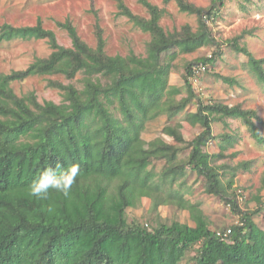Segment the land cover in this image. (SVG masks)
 Returning <instances> with one entry per match:
<instances>
[{"label":"trees","instance_id":"obj_1","mask_svg":"<svg viewBox=\"0 0 264 264\" xmlns=\"http://www.w3.org/2000/svg\"><path fill=\"white\" fill-rule=\"evenodd\" d=\"M170 1L197 15V29L189 23L167 31L161 24L166 9L148 0L140 2L149 17L135 14L124 1L118 4L121 15L150 34L145 56L134 51L109 54L99 24L97 44L90 45L71 18L56 21L67 30L71 46L60 44L41 18L32 25L0 27V42L39 39L51 48L24 69L0 73V264H181L193 250L197 264H264V228L255 220L264 209V175L258 191L241 203L232 177L250 169L251 162L226 160L238 154L228 153L240 141L234 131L213 133L214 123L221 121L232 130L227 119L241 120L264 144V119L253 107L196 93L191 80L195 70L214 63V55L184 63V87L171 84L181 54L214 46L209 22L225 0H212L209 9L189 0H164ZM240 37L232 39V49L247 56L246 69L264 86V57L242 45ZM35 76L57 89L61 101H40L33 90L16 92L15 82ZM216 76L227 84L238 82L233 76ZM193 101L196 110L185 117L202 127L195 138L189 141L169 123L163 134L172 142L164 135L151 140L147 149L141 146L149 122L174 119ZM218 138L220 151H208L211 140ZM187 146L188 154L179 157ZM158 161H165L161 171L155 170ZM72 164L79 165V174L68 197L54 190L47 200L29 195L28 186L45 168L59 165L61 171ZM193 173L209 194L238 215L228 229L211 227L200 206L187 198L192 191L187 179ZM147 197L154 211L161 205L189 211L195 225L174 220L150 228L130 219L128 210ZM251 201L256 204L252 208Z\"/></svg>","mask_w":264,"mask_h":264},{"label":"rangeland","instance_id":"obj_2","mask_svg":"<svg viewBox=\"0 0 264 264\" xmlns=\"http://www.w3.org/2000/svg\"><path fill=\"white\" fill-rule=\"evenodd\" d=\"M125 4L135 13L149 17L147 8L140 0H0V27L5 24L32 25L36 24L38 18L43 20L45 27L53 29L60 44L71 46L72 41L67 30L60 28L56 21L71 18L78 28L80 35L90 44H97L95 24L103 29L104 38L107 41L106 50L109 54H122L127 56L131 51L138 55H146L147 42L151 36L144 33L139 27L131 23L128 18L119 12V2ZM166 9L161 19L162 26L167 31L180 30L184 25L191 24L194 29L198 27L197 15L182 12L174 1L165 3L164 0H148ZM204 9L212 6V0H189ZM243 6L248 8L244 10ZM216 18L209 22L215 37L214 46L203 47L193 53L181 54L175 61V71L171 74V84L184 87L182 74L184 63L192 61L196 57H208L214 55V63L208 64L207 68L202 66L195 70L192 77L196 93H200L204 99L221 100L228 104L242 103L245 107H253L258 110L259 115L264 119V86L257 80V77L245 67L247 56L244 53L232 49L231 42L235 37H240L243 45L247 44L249 50L258 58L264 57V0H225L223 6L218 7ZM255 30L253 34L245 31ZM51 48L45 40L21 39L3 40L0 42V73H10L13 70L26 68L36 57L46 56ZM216 74L236 77L238 82L227 84ZM57 80L63 77L56 76ZM68 82V81H67ZM18 94L28 91H36L40 101L54 100L61 101L60 92L55 88L47 87L44 77H31L24 82L13 84ZM184 94V93H183ZM180 95L177 100L185 95ZM193 101L182 115L174 119L167 116L153 120L147 124V129L142 135L141 146L149 148L150 141L156 137L164 136L172 142L173 138L163 134L164 127L171 124L177 128L189 141L202 131L199 125H193L185 114L196 110ZM229 127L227 130L223 122L213 124V133L218 135L224 131H234L239 135L240 141L234 149L228 153L238 151L233 159L227 158L229 162L237 163L240 160L251 162L250 169H240L234 179V189L240 193L239 199L244 201L251 199V195L258 191L264 175V144L257 142L252 137L247 127L241 120L228 118ZM259 124V123H258ZM260 125V124H259ZM262 131L264 127L261 126ZM220 139L211 140L207 149L210 152L220 151ZM185 148L179 157H185L189 152ZM165 161H158L155 170L161 171ZM227 179H229L227 177ZM187 185L192 191L187 198L202 209L200 215L203 219L211 221V227L219 231L228 229L238 220V215L231 211V207L220 198L209 194L204 186L202 178L196 173L187 179ZM264 192V191H263ZM262 192V193H263ZM152 201L149 197L143 198L138 208L128 210L130 219H140L148 227L157 225L159 221L171 223L174 220L187 222L194 226L195 222L189 211H179L172 206L161 205L157 211L151 209ZM256 204L250 202V208ZM256 222L264 228V209L256 215ZM195 251L186 257L181 264H197L191 257Z\"/></svg>","mask_w":264,"mask_h":264},{"label":"clouds","instance_id":"obj_3","mask_svg":"<svg viewBox=\"0 0 264 264\" xmlns=\"http://www.w3.org/2000/svg\"><path fill=\"white\" fill-rule=\"evenodd\" d=\"M59 165L56 168L47 167L34 179L28 186L30 196L36 197L39 200H47L51 191H55L68 197L71 193L73 185L76 183L79 174V165L72 164L67 169L58 171ZM49 212L54 211L53 207L49 206Z\"/></svg>","mask_w":264,"mask_h":264}]
</instances>
